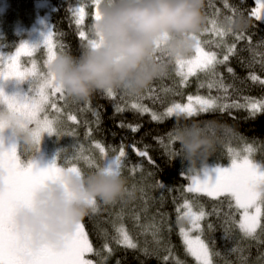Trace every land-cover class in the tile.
Masks as SVG:
<instances>
[{
    "label": "trees",
    "instance_id": "16d2710c",
    "mask_svg": "<svg viewBox=\"0 0 264 264\" xmlns=\"http://www.w3.org/2000/svg\"><path fill=\"white\" fill-rule=\"evenodd\" d=\"M2 1L5 9L0 13V43L4 51L10 52L22 39L16 28L34 22L36 0ZM48 1L52 5L50 22L55 52L79 56L88 40L93 39L91 25L96 9L93 0ZM254 7V0H205L207 21L203 30L208 32L202 30L199 36L206 50L223 61L212 72L199 71L181 84L170 65L165 75L155 79L138 96L115 90V95L108 97L104 91H97L87 100H75L64 94L58 127L71 132L59 140L61 167L74 164L84 172L94 169L71 153L72 141L86 139V144L96 141L109 155H118L121 148L125 152L120 169L127 181L125 196L111 204L98 202L96 211L80 222L93 247V252L85 257L93 263L198 264L187 251L181 234V204L189 201L204 213L199 235L209 247L212 264H264V203L256 230L246 234L240 228V208L229 195L210 196L187 189L198 171L185 166L178 155V145L170 137L179 124L215 121L226 125L227 133L208 160L214 163L226 161V147L264 143V107L257 112L242 107L246 100L264 98V22L252 15ZM75 8L84 9L79 25ZM238 15L247 19L244 30L219 36L215 23L216 36H211L208 26L213 25V20ZM81 31L85 33L83 38L79 35ZM212 73L213 80L209 79ZM191 95L220 97L226 105L192 116L178 113L152 118L151 111L158 114ZM131 101L148 111L133 108L128 105ZM70 116L76 119L71 120ZM133 127L137 130L133 131ZM17 150L23 161L24 149ZM140 152L147 155L141 156ZM122 229L134 247L122 242Z\"/></svg>",
    "mask_w": 264,
    "mask_h": 264
},
{
    "label": "clouds",
    "instance_id": "9594fccd",
    "mask_svg": "<svg viewBox=\"0 0 264 264\" xmlns=\"http://www.w3.org/2000/svg\"><path fill=\"white\" fill-rule=\"evenodd\" d=\"M205 0H100L91 25L95 46L86 45L79 56L56 54L46 74L71 99L87 100L94 92L120 90L140 95L165 75L173 61L188 56L195 36L204 28ZM225 33L247 27L243 15L216 20ZM59 128V127H58ZM9 130L17 149L37 151L36 125L21 112L0 103V131ZM227 126L215 121L179 124L172 130L178 155L193 171L210 167ZM8 148L0 143V149ZM126 178L117 170L97 166L91 171L65 170L55 182L38 189L30 206L18 207L14 229L27 236L33 248L60 245L75 225L96 211L97 203L111 204L126 194Z\"/></svg>",
    "mask_w": 264,
    "mask_h": 264
},
{
    "label": "snow or ice",
    "instance_id": "6c2138e0",
    "mask_svg": "<svg viewBox=\"0 0 264 264\" xmlns=\"http://www.w3.org/2000/svg\"><path fill=\"white\" fill-rule=\"evenodd\" d=\"M93 3L98 9L94 14L95 19L99 13L100 0H93ZM260 3L264 7V0H260ZM74 11L78 16L76 24L79 25L83 18L84 9L76 8ZM257 19L261 18L257 17ZM215 23L216 21H213V24ZM224 34L225 31L222 28L217 29V35L223 36ZM79 35L82 38L85 37V33L82 31ZM51 36L52 31H49L43 40V45L48 49L49 53L48 60L45 61L46 65L55 56L52 51ZM198 36L199 34L194 37L196 40L193 47L195 56L188 60L183 58L175 60L178 66H187V72L180 73L183 80H186L189 75H192L197 70L214 71L215 65L223 62L217 60L215 53L203 50L201 47L202 42ZM95 44L94 39L88 40V45L95 46ZM35 49L36 46L21 43L14 54L0 57V78H33V83L29 89L32 92L30 97L26 95L23 100H20L16 96L5 95L0 90V103H6L10 110L21 112L27 119L34 121L36 125L35 139L39 142L40 134L43 132H48L49 134L55 132L57 136L60 135V130L57 127L58 119H49L44 114L47 112L50 98L60 94V98L63 99L64 93L62 89L54 84V78L50 74L39 73L36 70L35 63L28 69L23 68L21 65V56H31ZM227 59L228 57L225 56L224 60L226 61ZM104 92L108 97L115 95L114 90H106ZM188 101L187 104H175L168 108L166 115H172L177 112L192 116L197 112H206L215 106L213 99H204L199 96H189ZM52 107L55 108L56 105L53 103ZM132 107L148 111V109L142 108L138 104H133ZM255 109L256 106L253 105V111ZM56 110L59 112V109ZM117 111H120V109L117 108ZM152 118L154 120L159 119L155 114H153ZM69 119L75 120L76 117L70 116ZM132 130L136 131L137 129L133 127ZM170 137L174 138L172 133ZM97 147L101 154H104L105 149L99 144H97ZM251 151V147L245 149L247 153H251ZM229 152L233 155L230 167H205L196 176L192 177L196 187L189 190L204 191L210 196L227 194L233 197L236 205L243 209L240 228L246 234L251 235L259 224L260 209L258 204L264 203V164L254 163L249 155H244L241 158L240 153L234 152L231 148H229ZM138 154L141 156L147 155L146 152ZM124 156L125 152L121 148L118 155L112 158L105 157L101 165L109 170L120 171ZM85 159L89 167L96 168L101 166L95 165L91 158ZM65 170L81 172V169L74 164L69 167H60L55 160L47 167L34 169L32 160L28 161L27 166L22 164L17 155L15 144L8 148L0 149V264H92L90 260L84 258L86 253L93 252V247L89 243L80 222L75 225L72 232L63 237L60 245L45 244L37 248H33L27 236L17 232L12 225L14 211L21 206H30L33 202L34 193L38 189L47 186L49 182L57 181ZM212 173H215L214 179H212ZM185 207H188V205L186 204ZM251 209H255V213H252ZM203 216V212L197 214L189 210L180 218H187L191 227L199 230ZM181 234L185 238L188 251L197 261L201 262V264H210L208 247L200 236L189 239L183 228H181ZM122 242L134 247L127 235H123Z\"/></svg>",
    "mask_w": 264,
    "mask_h": 264
},
{
    "label": "rangeland",
    "instance_id": "374dc122",
    "mask_svg": "<svg viewBox=\"0 0 264 264\" xmlns=\"http://www.w3.org/2000/svg\"><path fill=\"white\" fill-rule=\"evenodd\" d=\"M254 1H255V7L253 9L252 15L255 18L260 17L261 19H259V20L264 22V7L261 6L260 0H254ZM35 7H36V16L34 18V22L32 24H30L28 27L22 28L20 26H18V27L16 26L17 27L16 29L22 33V39L19 42V44L12 51L6 52L2 49V46L0 43V57H7L11 54H14L16 48L21 43H25L29 46H36V49L32 52L31 56H27V55L21 56L20 63L23 66V68H25V69L31 68L33 63H35L36 70L39 73H46L47 65H46L45 61L48 60L49 53H48V49L43 45V40H44V37L48 34V32L52 31L51 22H50V12L52 10V5L48 0H36L35 1ZM4 9H5V2L2 1L0 3V13H2ZM97 10L98 9L96 7L94 14ZM74 13H75V11H74ZM75 16L77 19L78 16L76 13H75ZM213 21L211 23H213ZM81 22H82V20H81ZM208 28H209V31L211 33V36L212 37L216 36L214 34V30L217 28L215 26V24L208 26ZM219 28L220 27L218 26L217 29H219ZM205 30H203L202 32H204V33L208 32V30H206V31ZM198 38L202 42L201 47L203 48V50L205 52H209L206 50V47L203 44V39L200 36H198ZM50 40H51L52 45H53L52 51L56 55L57 53L54 50V44H53L52 36L50 37ZM194 56H195V51L193 49L191 51V53L188 56L184 57L183 59H185V60L192 59ZM171 68H172L173 75L175 76L177 81L181 84H183L190 76L189 75L186 80H183L182 76L180 75L181 72H184V73L187 72V66L180 67L175 63V61H173L171 63ZM199 71H202V70H197L193 74H195ZM214 78H215L214 73H212L211 77L209 79L213 80ZM32 83H33V78H31V77L25 78V79H18L16 77H9L6 79L0 78V90H2L5 95L16 96L17 99L23 100L26 95L29 97L32 95V92L29 90L30 85H32ZM191 96L196 97L195 95H191ZM188 97L183 103H179V104H181V105L187 104L189 102ZM199 97H202L204 99H213L215 101L214 107H224L226 105L225 101L220 99V97H216V98H211L210 96H206V97L199 96ZM53 103L56 105L55 108L52 107ZM62 103L63 102L60 98V94H56V95L52 96L50 98V103L47 106V112L44 115H47L49 119H58V121L60 122L61 115L63 113L62 108H61ZM133 104H135V103H133V101L128 102V105H130V106ZM175 104H177V103H173L172 105L169 106V108ZM253 105L256 106L255 111L256 112L259 111L262 107H264V98H262V99H249V100H246L244 103H242V107L244 106L246 109H249L250 111H253ZM56 109H59V112H57ZM167 109H164L161 112L159 111L158 114H155L154 111H151L152 112L151 115L153 117V114H155L159 118H162L163 116H169V115H166ZM173 114H178V113L174 112ZM65 122L68 123L69 121H67L65 118ZM57 127H58V124H57ZM59 130H60V135H58V136L55 134V132H53L51 134H49L48 132L41 133L39 149L37 151H34V152L23 150V153L26 154V158L23 161L20 159L21 155L18 153V150H17V155H18L20 161L22 162V164L24 166H27L28 161L32 160L33 168L36 169V168L47 167L49 164H51L53 162V160H55L57 165L60 166L58 164V158L60 157V155H59L60 154L59 140H61V138L67 137V135L71 132V130L66 129V128L60 129V127H59ZM86 141L87 140L84 139V140L79 141V142L72 141L69 143L72 150H73L71 153H74L75 155H77L83 162L86 163L87 160L85 158H91V160L94 162L95 165H101V164H103L105 157L112 158V157L116 156V155H109V154H105V153L101 154V152H99L100 151L99 148L97 147V144H99L98 142L94 141V142H90V143L88 142V144H86L85 143ZM0 143H3L6 147H10L15 143V137L12 135V133L9 130L5 129L3 131H0ZM101 147H103V146H101ZM248 147H251V149H252L251 153L245 152V149ZM229 148H231L234 152L240 153L241 158H243L244 155H249L250 159L254 163L264 164V143L263 144L261 143L258 145L249 144V143H241V144L234 145L232 147H226V154H227L226 155V161H219L218 163L208 162L209 166L210 167H213V166L230 167L231 163H232L233 155H232V153L229 152ZM90 152H93V154H89ZM97 157L99 158V162H97V159H96ZM69 166H72V165H69ZM69 166H67V167H69ZM194 172H196V171H194ZM195 187H196V185L193 182H191L187 186V189H195ZM194 191H196V190H194ZM199 192H204V191H199ZM204 193H207V192H204ZM231 198L235 202V199L233 197H231ZM186 204L188 205V207H185ZM258 207L260 209V214H259V219H260L263 203H259ZM189 210L193 213H197V214L200 213L197 209H195L192 206V204L189 201H184L181 204L180 217H183L184 213L188 212ZM240 211H241V214H240V221H241L243 209H240ZM250 211L252 213H255L256 210L251 209ZM181 219L183 221L181 228H183L185 230L189 239H194L196 236H200L199 235L200 229L197 230V229L192 228L191 224L187 218H181ZM122 234L127 235L126 231L123 229H122ZM182 237H183V240L185 242V238L183 235H182ZM185 246H186V249L188 251L187 245H185ZM208 250H209V247H208ZM84 258L87 259L86 257H84ZM194 259L197 261V259L195 257H194ZM87 260H89V259H87ZM209 260H210V264H212L211 256H210V250H209ZM197 262H198V264H201V262H199V261H197ZM92 264H95V263L92 262Z\"/></svg>",
    "mask_w": 264,
    "mask_h": 264
}]
</instances>
